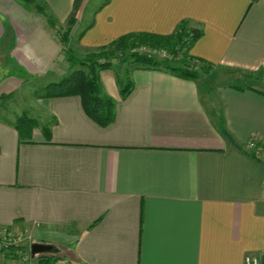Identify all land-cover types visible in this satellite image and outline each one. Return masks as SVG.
Listing matches in <instances>:
<instances>
[{
    "label": "crops",
    "instance_id": "1",
    "mask_svg": "<svg viewBox=\"0 0 264 264\" xmlns=\"http://www.w3.org/2000/svg\"><path fill=\"white\" fill-rule=\"evenodd\" d=\"M42 1L45 16L0 0V49L8 48L0 67L57 75L70 68L46 19L49 11L64 23L74 0ZM182 21L201 30L192 56L259 83L264 0H105L70 40L76 36L72 48L84 54L131 32L170 34ZM4 73L0 100L26 79ZM215 74L195 81L131 68L123 97L116 76L102 70L101 86L115 102L106 126L76 95L37 98L43 115L31 131L0 113V226L61 243L68 256L54 264L264 258V160L248 147L252 137L264 146V88H237Z\"/></svg>",
    "mask_w": 264,
    "mask_h": 264
},
{
    "label": "trees",
    "instance_id": "2",
    "mask_svg": "<svg viewBox=\"0 0 264 264\" xmlns=\"http://www.w3.org/2000/svg\"><path fill=\"white\" fill-rule=\"evenodd\" d=\"M21 1L23 6L34 9L45 16L44 7L36 3L35 0ZM82 1H73L72 11L66 19L68 28H66L64 33L58 34L70 68L58 80L48 82L43 87L35 90V96L52 98L76 95L81 100L84 112L99 125L106 126L114 118L115 102L101 86L99 74L102 70L112 68L116 70L117 64L127 63L130 68L128 70L125 68L126 73H129L131 68H151L164 70L179 77L195 81H204L216 72L217 66L215 64L192 56L189 53L191 45L201 35V30L188 29L185 21L180 22L170 34L131 32L87 52L83 57L77 55L69 45L71 39V30L69 28L76 22V13ZM47 20L55 26L52 19ZM139 47H152L156 51L163 49L166 54L157 56L154 53L138 50ZM237 71L239 70L237 69ZM237 71L229 72L232 80H228V84L237 88H252L255 86L257 77L244 74V76L240 77L243 79L241 81L236 78L235 73ZM117 81L120 84L121 96H126L132 87L131 80L127 76L125 83L119 78H117ZM33 122L36 123L33 118L19 117L16 124L20 129L19 126L24 123V130L31 131ZM53 251H56V247H54ZM21 253L30 254V256L28 255L29 260L24 262L25 264H54L60 258L58 255L49 254L50 252L39 253L34 256L31 250L29 251V248H25L22 244L0 245L1 259L15 260ZM31 256H33L32 259L34 261Z\"/></svg>",
    "mask_w": 264,
    "mask_h": 264
},
{
    "label": "rangeland",
    "instance_id": "3",
    "mask_svg": "<svg viewBox=\"0 0 264 264\" xmlns=\"http://www.w3.org/2000/svg\"><path fill=\"white\" fill-rule=\"evenodd\" d=\"M13 1L19 3L23 8H25L29 12L34 11L35 14L38 13L34 9H29L28 7L23 6L22 5L23 2L21 0H13ZM83 1H82L83 3L81 4V6L79 7V9L76 13L75 24L69 28L71 31L73 30V32H78L81 29L85 28L89 24V22L91 21L95 8H97L105 0H83ZM35 2L42 5L45 8V6L43 4V3H45L44 1L35 0ZM79 11H80V13H78ZM47 13H48L47 19H52V21L55 24V26H54L55 28L54 27L53 28L55 31H57L56 33L57 34L64 33L66 28H68L67 27L68 26L67 21H65L64 23H60L54 14H52L49 11ZM75 38H76V36H75ZM75 38L73 37V40L69 41L70 42L69 45L71 46V48L73 47V43L75 44V42H74ZM145 48L139 47L138 50H141V51L143 50V51H147L150 53H154L157 56H163L166 54L165 50H163V49L160 51H156L152 47H145ZM7 50H8V48H6V47L0 49L1 60H3L5 58V56H6V58L8 57V54L6 52ZM74 52L76 54H83V53L78 52L77 50H75ZM63 54H64L63 57H65L64 52H63ZM86 54H87V52L84 53L83 55H79V56L83 57ZM59 60H61V56H60ZM59 60H58V62H59ZM117 65L118 66L116 67V70L114 68L109 69V70L111 71L113 76H116V79L119 78V79H121V81L123 83H125L127 80V76H128V73L125 72V68H126V70H128L130 67L127 65V63L117 64ZM1 67L4 68L5 77L11 76V78H12V75L15 76L16 72H17V73H20L19 77H22V79L26 77V79L22 80V84H20V86L17 85V87H14L15 88L14 91H11L9 93H5L6 96L2 97V100H0V113H2V114L6 113L5 114L6 116L16 115L17 120L19 119V117L33 118L38 123L41 120L40 119L41 115H43V114H42V111L40 109L41 106H39L38 101H37V98H40V97L35 96L34 91L40 87H43L48 82L58 80L59 78L62 77V75H59V74L57 75L56 71H54V70H52V71L49 70L46 72L40 71V73H37L36 71H33V69H31V68L28 69V71L27 70H21L20 71V70H15L14 68L11 69L9 67H6V64L4 66H1ZM226 71L227 70H225V69H216L215 75H217L216 78L218 79V82L227 83L228 80H230V81L232 80L231 79L232 77H230V74H227L229 71L228 72H226ZM23 75H26V76H23ZM212 77H213V75L211 76V78ZM258 78H260L261 82H262V79H264V75L258 76ZM240 80L243 81V79H240ZM240 80H238V82H240ZM261 82L259 80V83H261ZM259 83H256V85L258 87L264 88V85H262L264 83L263 82L261 84H259ZM207 85L209 86V84H207V83H202L203 90L207 89ZM17 120H16V122H17ZM29 123H32V122H29ZM34 124H36V123H34ZM19 127L21 130H24L25 129L24 123L22 125H20ZM16 232L18 235H20L22 237L18 244H22L25 248H29V243L37 242V241H34L35 238L32 235V233H30V232L23 231V230H22V232H19V231H16ZM53 244H54V247H56V251L50 252L49 254L58 255V256H62V254H64V256L65 255L68 256L67 250H64V247H63V245H61V243H53ZM29 251H30V249H29ZM28 255L30 256V254H28ZM32 257L33 256H31V259H32Z\"/></svg>",
    "mask_w": 264,
    "mask_h": 264
},
{
    "label": "built area",
    "instance_id": "4",
    "mask_svg": "<svg viewBox=\"0 0 264 264\" xmlns=\"http://www.w3.org/2000/svg\"><path fill=\"white\" fill-rule=\"evenodd\" d=\"M248 147L253 150L255 156L262 157L264 160V146L259 145L255 137L250 139ZM16 231L17 230L10 227L0 226V245L18 244L22 237L18 235ZM31 244L32 243H29V249ZM28 254L29 253H21L14 261H19L21 263L27 262L29 260ZM244 264H264V258L257 254L248 253L244 257Z\"/></svg>",
    "mask_w": 264,
    "mask_h": 264
},
{
    "label": "water",
    "instance_id": "5",
    "mask_svg": "<svg viewBox=\"0 0 264 264\" xmlns=\"http://www.w3.org/2000/svg\"><path fill=\"white\" fill-rule=\"evenodd\" d=\"M53 249H54V245L49 244V243L34 242L30 246L31 253L33 255L44 253V252H51L53 251Z\"/></svg>",
    "mask_w": 264,
    "mask_h": 264
}]
</instances>
